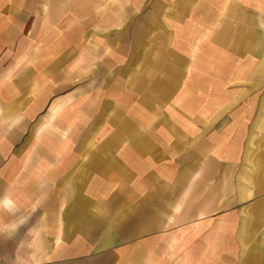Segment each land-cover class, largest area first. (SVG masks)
<instances>
[{
	"label": "crops",
	"instance_id": "1",
	"mask_svg": "<svg viewBox=\"0 0 264 264\" xmlns=\"http://www.w3.org/2000/svg\"><path fill=\"white\" fill-rule=\"evenodd\" d=\"M263 13L0 0V264H250L264 216L231 197L247 137L227 110L261 91L239 62Z\"/></svg>",
	"mask_w": 264,
	"mask_h": 264
},
{
	"label": "rangeland",
	"instance_id": "2",
	"mask_svg": "<svg viewBox=\"0 0 264 264\" xmlns=\"http://www.w3.org/2000/svg\"><path fill=\"white\" fill-rule=\"evenodd\" d=\"M262 17L261 43L260 46L255 45L256 54L257 52L261 54L260 59L258 54L255 61L249 59V55L254 53L253 46H251L246 51L241 49L247 55H240L243 60L239 62L246 71L250 69L253 72L255 69V76L259 78L256 89L260 86L261 91L259 93L253 92L254 80L252 81V78H250L244 84L245 92L241 93L236 104L227 110L228 123L231 124V120L240 118V132L243 133L244 131V136L247 137L244 159L245 170L237 179H234V175L231 174L229 180L231 197L238 195L246 200L245 215L247 221H255L254 216H264V13ZM227 96L223 94L222 98L226 99ZM237 183L239 189L236 187ZM233 184H235L234 188ZM255 201H259L258 205H253ZM262 220H264V217ZM248 224L247 226L251 225ZM253 225L255 236L253 240H246V248L249 247L248 251H250V254H246V260L250 264H264V223ZM246 231L249 234L251 229L248 227Z\"/></svg>",
	"mask_w": 264,
	"mask_h": 264
},
{
	"label": "clouds",
	"instance_id": "3",
	"mask_svg": "<svg viewBox=\"0 0 264 264\" xmlns=\"http://www.w3.org/2000/svg\"><path fill=\"white\" fill-rule=\"evenodd\" d=\"M4 202H5V203H10V201H7V200H5Z\"/></svg>",
	"mask_w": 264,
	"mask_h": 264
}]
</instances>
